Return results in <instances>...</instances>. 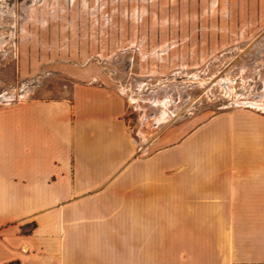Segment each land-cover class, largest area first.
<instances>
[{
    "label": "crops",
    "instance_id": "crops-1",
    "mask_svg": "<svg viewBox=\"0 0 264 264\" xmlns=\"http://www.w3.org/2000/svg\"><path fill=\"white\" fill-rule=\"evenodd\" d=\"M127 113L123 94L98 87L0 111V264H109L110 211L126 205L198 227L190 249L137 257L264 264L258 115L221 114L179 138L137 132Z\"/></svg>",
    "mask_w": 264,
    "mask_h": 264
},
{
    "label": "rangeland",
    "instance_id": "rangeland-1",
    "mask_svg": "<svg viewBox=\"0 0 264 264\" xmlns=\"http://www.w3.org/2000/svg\"><path fill=\"white\" fill-rule=\"evenodd\" d=\"M77 87L123 94L131 128L155 137L238 110L264 132L250 105H264V0H0V111ZM153 218L110 211L109 264H164L136 255L191 248L198 227Z\"/></svg>",
    "mask_w": 264,
    "mask_h": 264
},
{
    "label": "bare ground",
    "instance_id": "bare-ground-1",
    "mask_svg": "<svg viewBox=\"0 0 264 264\" xmlns=\"http://www.w3.org/2000/svg\"><path fill=\"white\" fill-rule=\"evenodd\" d=\"M253 107H256L258 110H263L264 111V105L262 104H250Z\"/></svg>",
    "mask_w": 264,
    "mask_h": 264
}]
</instances>
